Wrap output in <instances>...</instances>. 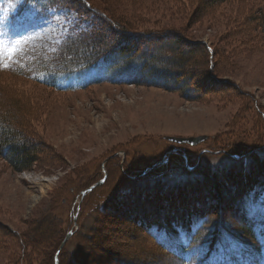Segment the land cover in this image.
Instances as JSON below:
<instances>
[{"label":"rangeland","instance_id":"1","mask_svg":"<svg viewBox=\"0 0 264 264\" xmlns=\"http://www.w3.org/2000/svg\"><path fill=\"white\" fill-rule=\"evenodd\" d=\"M92 1L106 8L116 1L120 15L129 18L134 11L138 30L175 36L164 40V46L178 54L188 51L189 76L182 82L187 96L130 81L77 86L99 77L96 69L77 74L75 87L62 93L0 72V113L8 111L9 120L19 125L15 128L21 126L37 149V161L23 171L12 169L0 154V264H51L56 252L61 264L70 259L114 264L119 253L129 258L157 254L137 223L121 215L136 195L143 200L154 190L153 201L160 208L165 201L175 206L196 196L191 186L212 193L218 189L229 198L243 179L240 175L257 170L255 158L245 167L243 161L229 164V147L244 152L264 142V28L259 27L260 19L264 25V0H225L217 6L212 0ZM16 10L14 1L0 0V33L22 31L19 21L34 19L29 9L12 20ZM67 11L56 9V17H50L55 30L37 29L16 60L53 48L76 23ZM106 32L103 37L117 42L118 35ZM169 79L161 78L173 84ZM196 136L206 139L194 146L167 139ZM164 159L157 166L166 164L164 177L172 185H155L147 192L144 185L153 181H130L141 168ZM193 164V169L199 165L200 177L189 181L184 168ZM174 177L186 181L178 183ZM136 184L144 186L141 191ZM246 207L256 224L264 221L263 198L250 200ZM233 209L223 212L227 221L239 215ZM12 233L23 236L24 246ZM230 238L219 244L217 254L194 264H249L238 253L240 244Z\"/></svg>","mask_w":264,"mask_h":264},{"label":"trees","instance_id":"2","mask_svg":"<svg viewBox=\"0 0 264 264\" xmlns=\"http://www.w3.org/2000/svg\"><path fill=\"white\" fill-rule=\"evenodd\" d=\"M212 2L214 6H217L225 0H212ZM111 4H107L106 8L103 3L100 7L92 0H25L20 5V11L35 7L41 11V14H44L47 7L65 8L67 12L70 11L75 15L76 23L69 27L53 48L44 52H34L24 57L19 63L14 62L10 68L0 69V72L15 75L43 85L54 92L62 93L66 91L64 85L69 76L90 68L100 67L104 69L108 79L153 85L187 96L184 91L186 87L182 86V82L189 76L186 68L188 51L180 54L173 50L169 51L173 47L164 46V40L176 39L175 36H169V33L162 36L156 34L159 31L146 33L138 30L136 24L132 22L134 11H131L129 15L132 16L128 18L119 14V5L116 1ZM141 8L148 10L147 7ZM261 20L263 19H260L259 27L264 28ZM80 21L90 23L79 27L77 24ZM114 26L118 29H114ZM102 30L105 31V35L106 30L114 32L119 39L117 42H109L108 38L101 34ZM164 77H170L174 83L169 84L168 81L161 80ZM8 116V111H4V114L0 113V154L12 169L23 171L37 161V149L31 141L25 138L23 128L20 126V129H16L15 126L18 123L11 122ZM224 149L228 152V149ZM233 149L229 147L231 159L229 164L233 161H243L245 167L247 163L249 166L250 161L255 158L253 163L257 165V170L252 172L249 170L241 174L240 177L250 178V180L238 179V185L233 186L232 191L228 193L229 198L223 197L222 194L225 192L219 194L218 189L212 193L205 189L199 191L198 186H191L196 196L186 198L182 204L177 202L175 206H167L165 201L166 206L160 208V205L153 201L151 193H154V190L149 192V189L155 185L158 188L172 185V180H169L171 178L164 177L168 172V169L164 168L166 164L130 179L133 182L145 179L154 182V184L144 185L148 186L144 190L149 192L145 199H140L141 194L139 197L136 195L133 202L126 205L125 214L121 212V215L129 217L130 222L137 223L142 236L151 243V248L157 254L129 258L119 253L116 257L117 262L114 264H194L201 261L203 257L210 255L211 258L217 254L219 244L228 238V235L232 237V241L240 244L238 253L243 259L249 264H262V241L259 234H264V221L256 224L246 206L250 200L264 199V170L260 172L264 167V142L251 145L244 152ZM232 155L238 158H232ZM188 161L191 162V158L188 157ZM193 163L195 164L196 160ZM194 164L192 169L184 168L189 181L200 177L196 175L200 167L197 165L193 169ZM197 168H199L198 172ZM141 170L142 168L137 171V174ZM173 179L180 180L178 183L186 181L185 178L180 177ZM138 184L133 187L141 191L144 186ZM166 192H162L161 195ZM185 192L188 194L192 191L186 189ZM259 195L261 197H258ZM150 196H152L151 199ZM194 197H200V201L194 200ZM232 198L234 199L230 202ZM234 207L237 208L239 215H230L231 219L227 221L223 212L233 211ZM11 235L15 239H20L21 244L20 242L19 244L24 246L23 236L18 238L13 233ZM162 235L164 239H161ZM71 260H67L64 264H76L77 262V264H82L85 261V259L82 262ZM58 261L60 263L59 257ZM52 262L54 264V255Z\"/></svg>","mask_w":264,"mask_h":264},{"label":"snow or ice","instance_id":"3","mask_svg":"<svg viewBox=\"0 0 264 264\" xmlns=\"http://www.w3.org/2000/svg\"><path fill=\"white\" fill-rule=\"evenodd\" d=\"M25 0H17V3H24ZM45 14H41V11L33 7L31 9V15L34 17L32 20H20L19 28L22 31H11L9 29H5L2 33H0V69L10 68L13 65V62L19 63L16 60V57L23 50V45L27 43V39H31L32 33H35L37 29L41 31L52 29L51 18L56 17V9L47 7L44 10ZM65 17H67V13L65 12ZM38 17V19H35ZM67 23H74L71 19H66ZM57 23H60L57 20ZM63 24L61 23V27ZM27 33V37L25 36ZM161 239H164V236H161Z\"/></svg>","mask_w":264,"mask_h":264},{"label":"water","instance_id":"4","mask_svg":"<svg viewBox=\"0 0 264 264\" xmlns=\"http://www.w3.org/2000/svg\"><path fill=\"white\" fill-rule=\"evenodd\" d=\"M167 139L170 140V141H172V142H175V143H180V144L187 143V144H189V145L194 146V145H197L198 143L203 142V140L206 139V136L184 137V138L168 137ZM184 156H185V155H184ZM233 157H234V156H233ZM166 159H167V158H166ZM165 161H166V160L164 159V160H161V161H159V162L154 163L152 166H148L147 168H145V169L142 171L141 175H144V174L147 173L149 170H151L152 168H154V167L157 166L158 164L163 163V162H165ZM186 161H187V160H186ZM188 169H190V168L188 167ZM102 182H103V179H101V180L98 182V184H100V183H102ZM94 186H95V185H91V186L88 187L86 190H84L82 193H85V192L91 190ZM64 242H65V240L63 241L62 244H64ZM62 244H61V246H62ZM57 254H58V253L56 252V254L54 255L55 264H58V257H57Z\"/></svg>","mask_w":264,"mask_h":264},{"label":"bare ground","instance_id":"5","mask_svg":"<svg viewBox=\"0 0 264 264\" xmlns=\"http://www.w3.org/2000/svg\"><path fill=\"white\" fill-rule=\"evenodd\" d=\"M176 149H177V148H176ZM232 158L237 159L238 157H237V156H234V157L232 156ZM144 169H145V168H144ZM144 169H143V170H144ZM143 170H142V171H143ZM142 171L138 174V176L141 175ZM136 176H137V175L133 176V178H135Z\"/></svg>","mask_w":264,"mask_h":264}]
</instances>
